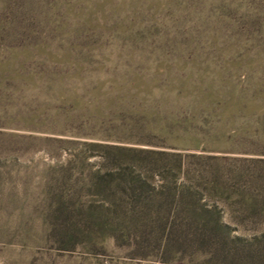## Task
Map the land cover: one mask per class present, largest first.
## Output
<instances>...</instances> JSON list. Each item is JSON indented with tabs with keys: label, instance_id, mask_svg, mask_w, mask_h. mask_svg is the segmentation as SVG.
<instances>
[{
	"label": "rangeland",
	"instance_id": "obj_1",
	"mask_svg": "<svg viewBox=\"0 0 264 264\" xmlns=\"http://www.w3.org/2000/svg\"><path fill=\"white\" fill-rule=\"evenodd\" d=\"M228 1L232 12L224 24L241 21L235 5L264 11V0ZM213 5L207 0L184 12L178 0H50L38 8L41 18L20 16L11 26L17 40L5 41L7 48L24 37L49 45L97 39L106 44L70 55L76 67L60 68L69 78L50 77L37 67L21 80L13 70L5 72L0 264H264V179L237 178L243 170L264 173V166L242 162L264 159V68L232 64L201 45ZM59 50L54 53L67 54ZM143 140L226 157L212 162L215 172L230 174L226 192L201 201L217 208L225 230L199 237L178 230L88 229L87 207L108 202L93 189L57 182L56 174L78 142L132 147ZM202 145L210 152L194 150ZM58 203L67 211L72 204L84 206L81 224L61 242L54 238L62 221L55 215Z\"/></svg>",
	"mask_w": 264,
	"mask_h": 264
},
{
	"label": "trees",
	"instance_id": "obj_2",
	"mask_svg": "<svg viewBox=\"0 0 264 264\" xmlns=\"http://www.w3.org/2000/svg\"><path fill=\"white\" fill-rule=\"evenodd\" d=\"M215 2L210 31L203 33L208 37L201 45L207 43L219 53L227 55L232 64L246 68H264V23L259 20L261 16L264 18V11L253 7L248 9L252 12L249 13L235 5L238 9L233 11L237 12L235 16L241 21L234 23L233 20L224 24L222 21L232 12V5L228 0ZM47 3L50 4V0H0V89L6 80L5 72L8 69L13 70L20 80L27 76L31 67H37L39 71L56 79L69 78L72 75L66 72L68 70L64 72L60 68L66 64L70 68L76 67V61L71 63L70 55L78 50L92 49L94 46L99 48L106 44L97 39L63 43L50 41L49 45V40L24 37L18 46H3L9 39L17 40L12 35L16 30L11 26L18 25L20 16L35 21L42 16L43 9L38 8L41 5L46 7ZM205 3L207 0H178V10L184 9L186 12L192 6ZM249 6L250 4L247 7ZM185 17L183 13V18ZM58 48L66 50L67 54L60 52L56 55L54 52L60 51ZM7 50L9 54L6 53ZM18 55L24 56L17 62L15 59ZM73 75L78 76V71ZM198 149L210 152L205 145L194 148ZM72 151V158L66 162L65 170L56 174L57 182L71 183L74 189L79 186L87 190L93 189L108 202L105 207H87L86 225L90 231L97 228L143 232L178 230L199 234L201 237L215 228L226 229L220 222L217 208L201 203L204 197L222 196L226 192V178L229 179L230 174L215 172L212 168V162H223L226 157L188 153V149L178 150L176 146L145 140L136 142L132 147L78 142ZM242 162L264 166V159H243ZM244 171L237 173L238 179H264L263 172ZM223 179L226 181L223 182ZM154 181L158 183V187L153 186ZM233 194L239 196L237 191ZM72 206V211H67L59 203L55 208V215L62 217L54 237L56 242L66 239L69 229L81 224L84 206Z\"/></svg>",
	"mask_w": 264,
	"mask_h": 264
}]
</instances>
